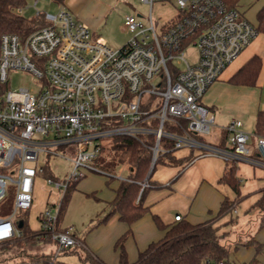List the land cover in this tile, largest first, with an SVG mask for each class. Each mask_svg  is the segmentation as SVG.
Wrapping results in <instances>:
<instances>
[{
    "label": "built area",
    "instance_id": "2783aa9c",
    "mask_svg": "<svg viewBox=\"0 0 264 264\" xmlns=\"http://www.w3.org/2000/svg\"><path fill=\"white\" fill-rule=\"evenodd\" d=\"M175 1L177 15L167 24L159 25L152 14L147 23L127 15L132 37L120 48L95 38L65 6L56 15L43 13L48 25L24 38H0V201L9 186L16 188L13 213L0 219V244L21 236L22 220L14 218L33 207L36 181L46 169L39 165L42 153L59 157L57 149L64 148L72 162L64 181L45 178L63 193L62 200L74 181L104 175L98 161L115 137L149 145L152 168L161 153L188 149L192 162L211 156L264 170V137L257 139L254 154L253 136L234 120L226 128V147L217 146L208 138L215 117L204 104L209 88L257 37L256 26L222 0ZM192 50L195 57L187 56ZM11 71L28 72L40 84L13 91ZM163 140L173 146L164 148ZM148 186L146 181L143 187ZM62 200L46 207L39 224L41 241L50 239L58 254L82 246L73 227L57 229ZM238 214L236 207L233 215Z\"/></svg>",
    "mask_w": 264,
    "mask_h": 264
},
{
    "label": "crops",
    "instance_id": "0c3cea01",
    "mask_svg": "<svg viewBox=\"0 0 264 264\" xmlns=\"http://www.w3.org/2000/svg\"><path fill=\"white\" fill-rule=\"evenodd\" d=\"M168 1L172 6L168 15L164 19L154 17L159 25L170 23L177 15L176 1ZM253 1L247 0V3ZM255 1H258L257 18V13L264 5V0ZM240 4L238 8L246 17V12L243 8H240ZM64 6L90 29L95 38L109 46L107 44L109 38L105 34L115 32L116 27V9L110 0H66ZM126 16L123 19L120 18L119 21V31L121 32L126 29L124 28ZM137 17L141 18L142 16L139 14ZM254 56H258L262 61V68L256 85L236 86L230 84L229 80ZM204 104L213 112L215 117V143L218 141L219 135L226 131V128L236 119L243 122L245 132L252 136L256 134L258 115L264 113V34H258L239 58L226 69L223 77L209 88L204 97ZM256 146L257 138L251 139L249 147L257 155ZM190 154L191 151L188 149L175 152L178 159H184ZM226 167L225 161L211 156L199 158L188 165L186 161H182L176 166H157L152 182L159 187L152 189L144 201L145 206L150 208V213L131 227L121 221L119 215L111 217L92 233L89 232L82 236L84 246L83 249H80L107 264H119L120 252L116 247L117 242L131 231L125 241V249L129 261L135 263L141 252L145 251L152 243L159 242L165 236V231L160 230L155 223V215L160 217L166 225L175 224L176 217L180 215L185 221L199 224L214 217L225 198L231 200L235 198V194L230 187L220 184ZM257 174L262 179L263 174L259 169L249 164L239 165L238 177L243 181L241 193L242 196L246 197L245 200L255 193L257 201L261 195L260 191L264 186L259 187L255 180ZM122 181L125 180L119 179V183H117L110 180L109 177L106 178V185L111 192L103 193L105 204L103 217L108 212L107 204L116 198V191ZM37 222L38 227L35 230L39 229L40 215L37 217Z\"/></svg>",
    "mask_w": 264,
    "mask_h": 264
},
{
    "label": "trees",
    "instance_id": "16d2710c",
    "mask_svg": "<svg viewBox=\"0 0 264 264\" xmlns=\"http://www.w3.org/2000/svg\"><path fill=\"white\" fill-rule=\"evenodd\" d=\"M59 6H64L66 0H51ZM229 8L238 7L242 0H222ZM27 5V0H0V38L5 34H17L21 37H26L30 33L48 25L44 14L41 12L34 19L29 20L21 15L20 11ZM256 29L258 34H264V5L257 13ZM262 68V61L258 56L252 57L230 80L229 83L236 86H255L257 78ZM228 132L223 131L216 142L219 147H226L228 141ZM264 137V113H259L257 118V130L253 138ZM252 138V139H253ZM150 144L153 139L150 138ZM113 148L107 150L112 160L108 162L98 163L102 168L104 175L110 180H114V170L119 165H128L131 168V173L128 180L122 181L116 191L114 201L107 204V214L97 221V226L106 223L111 217L119 215V218L128 226H132L138 220L150 213V208L144 204L146 196L149 192L159 187L152 182V177L158 165L176 166L182 161H186L187 165L192 163L193 155L190 154L184 159H178L175 152L170 151L161 153L158 160L153 165V153L149 149V145L140 143L136 140L126 137H115L113 139ZM162 146L170 148L173 143L163 140ZM226 171L220 180V184L231 188L235 194L233 200L225 198L221 204L218 213L210 220L192 224L182 220L173 225H166L158 216H154L155 223L160 230L165 231V236L162 240L152 243L145 251L139 254L138 260L131 263L128 259V254L125 249V241L131 234L129 231L118 242L117 249L120 252L119 264H207L208 261L228 260L229 252L225 246L221 244V236L216 223L226 216H230L233 221L238 216L233 215L234 208L246 197L242 196L241 188L243 181L238 177L239 164L237 161H229L226 163ZM46 178H56L49 175L46 168L44 175ZM79 181H74L66 192L60 209V215L57 223L58 231H65L67 228L62 226L63 216L67 209L71 193L76 189ZM148 181L149 186L143 187V184ZM260 198L253 204L261 214V227H264V188L260 191ZM29 212H24L22 221L24 226L21 229V236L11 242L1 243V245L23 244L34 242L53 243L50 239L41 241V230H34L29 225ZM230 221V222H232ZM73 236L76 237L82 246L66 249L62 252L77 253L80 248L83 249L84 238L75 230ZM259 249L260 243L255 239L251 241ZM47 264H54L49 256L40 257ZM81 264H107L104 261L89 255L88 253L81 257ZM251 261L248 264H252ZM0 264H12L11 262H1Z\"/></svg>",
    "mask_w": 264,
    "mask_h": 264
},
{
    "label": "rangeland",
    "instance_id": "374dc122",
    "mask_svg": "<svg viewBox=\"0 0 264 264\" xmlns=\"http://www.w3.org/2000/svg\"><path fill=\"white\" fill-rule=\"evenodd\" d=\"M36 0H27V5L22 9L21 15L26 19L32 20L37 12L49 13L56 15L61 6L55 4L51 0H37V7L34 6ZM116 9V27L115 32L106 33L109 38L107 44L118 48L128 42L132 35L125 31H119L120 18H124L126 14L141 15L144 23L148 22L150 14L155 18L164 19L172 9L168 0H155L153 6L143 3L141 0H110ZM257 2L247 3L244 0L240 4L246 12V18L254 25H257ZM177 9V7H175ZM125 28V27H124ZM112 31V30H111ZM114 41V42H112ZM187 56L195 57V51H190ZM224 75V73H223ZM220 77V79L223 77ZM10 89L19 90L21 88L37 89L40 84L39 80L28 72L11 71L10 72ZM219 79V80H220ZM218 80V81H219ZM217 81V82H218ZM238 120V119H236ZM215 128L212 129V135L209 136L210 142L216 141ZM61 156H49L42 153L39 157V165L46 167L49 175L64 181L66 176L71 172L72 162L67 160L64 148L57 149ZM64 156V157H62ZM112 160L108 153L103 154L98 163L108 162ZM245 164V163H241ZM240 165V164H239ZM159 167V165H158ZM159 169V168H158ZM263 177L260 179L256 175L259 187L264 186V170L259 169ZM131 168L128 165H119L114 170V181L119 183V179L126 180L129 178ZM45 176L36 181L34 189V204L29 212V225L32 229H37V217L48 207L54 203L61 201L63 193L55 188V185H48L45 182ZM106 176L100 174H90L83 178L76 189L72 191L67 209L63 216L62 226L65 228L74 227L79 235L85 236L89 232H93L98 226L97 221L103 217L105 213V204L103 193H110V188L106 185ZM256 194H252L237 207L239 214L236 220H231L230 216H226L216 223L219 228L221 244L225 246L229 252V260L235 264L250 263L264 264V227H261L262 214L252 205L256 201ZM16 188L9 186L7 194L0 201V219L11 215L15 208ZM260 198V197H259ZM258 198V199H259ZM244 202V203H243ZM220 209V208H219ZM218 209V211H219ZM24 217V212L19 211L14 221H20ZM232 221V222H230ZM90 233V234H91ZM252 239L260 243V248L251 244ZM87 254L84 250L79 249L77 253L58 254L56 244L54 243H23L0 246V263L11 262L12 264H47L40 257L49 256L54 264H81V257Z\"/></svg>",
    "mask_w": 264,
    "mask_h": 264
},
{
    "label": "water",
    "instance_id": "95a60500",
    "mask_svg": "<svg viewBox=\"0 0 264 264\" xmlns=\"http://www.w3.org/2000/svg\"><path fill=\"white\" fill-rule=\"evenodd\" d=\"M139 17H140V16H139ZM23 226H24V222H23V221H20V222L18 223V228H19V229H22Z\"/></svg>",
    "mask_w": 264,
    "mask_h": 264
}]
</instances>
